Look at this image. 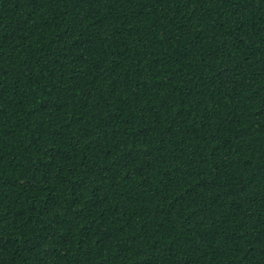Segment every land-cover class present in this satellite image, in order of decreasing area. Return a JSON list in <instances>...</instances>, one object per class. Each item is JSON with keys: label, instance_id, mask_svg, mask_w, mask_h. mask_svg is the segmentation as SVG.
Listing matches in <instances>:
<instances>
[{"label": "trees", "instance_id": "1", "mask_svg": "<svg viewBox=\"0 0 264 264\" xmlns=\"http://www.w3.org/2000/svg\"><path fill=\"white\" fill-rule=\"evenodd\" d=\"M0 264H264V0H0Z\"/></svg>", "mask_w": 264, "mask_h": 264}]
</instances>
